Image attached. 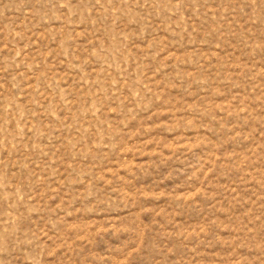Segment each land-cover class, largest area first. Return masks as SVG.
<instances>
[{
    "label": "rangeland",
    "instance_id": "374dc122",
    "mask_svg": "<svg viewBox=\"0 0 264 264\" xmlns=\"http://www.w3.org/2000/svg\"><path fill=\"white\" fill-rule=\"evenodd\" d=\"M0 264H264V0H0Z\"/></svg>",
    "mask_w": 264,
    "mask_h": 264
}]
</instances>
